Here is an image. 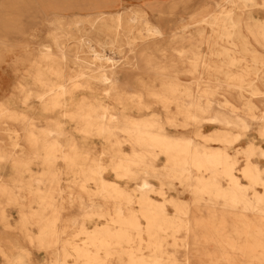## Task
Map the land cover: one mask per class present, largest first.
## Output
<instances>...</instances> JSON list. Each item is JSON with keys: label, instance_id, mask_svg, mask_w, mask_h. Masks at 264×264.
<instances>
[{"label": "bare ground", "instance_id": "6f19581e", "mask_svg": "<svg viewBox=\"0 0 264 264\" xmlns=\"http://www.w3.org/2000/svg\"><path fill=\"white\" fill-rule=\"evenodd\" d=\"M15 2L0 0L2 41L16 22ZM76 3L36 0L51 10L45 20L52 45L34 48L19 77L0 78V123L21 127H2L9 147L0 146V169L8 162L16 176L2 179L0 173V218L6 206H15L24 238L49 252V264H191L208 242L216 245L210 264H264V190L253 188H264V179L247 158L238 170L248 183L241 182L229 152L252 124L264 139V109L257 104H264V53L251 45V36L264 44V0L213 3L211 14V0ZM80 7L90 11L79 16L73 9ZM72 42L80 54H68ZM126 51L143 61L155 54V69L139 76L150 83L122 79L117 71L140 69L139 58ZM121 54L122 60L115 57ZM164 55L173 68L161 65ZM143 96L158 100L163 115H130L127 102L141 104ZM215 124L222 132L198 128ZM181 128H192L193 135L165 130ZM94 137L101 144L97 152L86 145ZM241 151L264 158L259 144L249 142ZM160 155L162 166L155 163ZM32 164L42 166L39 174H30ZM173 180L188 190L189 201L165 196ZM73 204L80 217L63 218ZM70 228V237H62ZM16 247L9 255L0 246L4 264H30L26 250Z\"/></svg>", "mask_w": 264, "mask_h": 264}, {"label": "rangeland", "instance_id": "374dc122", "mask_svg": "<svg viewBox=\"0 0 264 264\" xmlns=\"http://www.w3.org/2000/svg\"><path fill=\"white\" fill-rule=\"evenodd\" d=\"M57 1H62L63 3L66 2L70 4H77L76 2L78 0H57ZM14 2L17 5V9H16L17 13L15 16L16 22L11 25V28H12L11 31H8V30L5 31V34H4L5 40L2 41V39L0 38V78L8 74L10 76L9 77L10 80H13L14 77L17 78L21 74H23V67L28 66L31 63V60H33V58L36 56L35 55L36 52L34 48H36L39 44H46V45L51 44L52 45V39H53V36L51 35L52 30L50 28V24L49 23L47 24L45 20L47 14L40 12L41 8L38 6V4H36V0H14ZM211 2H212L211 6L208 8V14H211V12H216V7L213 5V3H220L224 7H227L229 5L228 0H211ZM74 11L78 13L79 16H81V15H84L86 12H89L90 10H85V8L80 7V9L78 10L74 9ZM64 13L67 14L69 12L67 10H64V12H62L61 14H64ZM261 15L263 16V14ZM242 16L243 17L245 16L244 13L242 14ZM63 38L64 37H62V39ZM251 41H252L251 45L255 49H257L260 53L261 52L264 53V44H259L255 42L252 39V36H251ZM11 44L15 46L12 47ZM69 47H70L69 48L70 50L67 51L69 55L80 54L77 48V45L75 43L73 42L70 43ZM201 47H203V45H201ZM106 50L107 49H104V51ZM126 54H128V56H136L137 58H139L137 65L140 67V69L135 70V71H133V69H128L125 71L122 70V72L121 70L117 71L122 76V79H124V77L126 79L129 78L128 80L130 82L132 81V82L142 84V85L147 82L150 83L149 78L145 77L141 79L139 78V76H146L147 73L152 71L150 70L151 68L155 69L153 68V66H150L151 57L155 56V54L154 53L150 54L151 56L149 57V61L148 60L143 61L137 53H132L131 51L130 52L126 51ZM133 54H136V55H133ZM115 57L122 60L124 56L121 54V55H116ZM125 57L127 56L125 55ZM159 59L161 60V65H165L167 67L173 68L172 65H170L171 64L170 56L164 55L163 58H159ZM159 59L154 58L156 62H159ZM154 60L152 59V61ZM1 83L2 81L0 80V84ZM35 86L36 85L29 86V87H31L30 89L34 91L37 89V87ZM132 89H145V88L134 87ZM0 94H2V91H0ZM232 94L235 95V92H233ZM8 95H13L17 97V94L13 93L12 91H10ZM233 95L229 94L228 96H230L232 101L238 103L236 99L237 97ZM216 97H219V96L216 95ZM142 99L143 100L141 104H139L136 99H132L129 102H127L128 103L127 111L129 112L130 115L145 116V115L152 114V113L160 114L161 116L163 115L164 111H163L161 103L158 100L151 98L150 96L148 97L143 96ZM31 102H32V105L36 106V109H38L37 101L31 100ZM257 104H258L259 109L261 110L264 109V104H262L261 102H257ZM54 115H55V112L50 113V116L53 117ZM70 124L71 123L68 122V125ZM4 125H7V126L9 125L18 130H21V127L17 125L15 121H12V120H5L4 122L0 123V146L8 148L9 139L7 135L5 134V131L2 129ZM198 128L199 130L205 133H211L214 131L222 132L221 125L219 124H215L213 127H198ZM249 128L250 129L245 133V135L237 142L236 144L237 146L229 150V152L233 154L235 161H237L235 165L236 169L234 172L237 176L240 177V180L243 183H248V181L246 178L242 177L238 169H240L242 166H245L247 164V161H246L247 158H249V160L252 163H256L258 165L259 176L264 179V158H261L256 153L246 157L241 151L242 149L247 147V144L249 142H252L254 144H259L262 147L264 146V139L262 140L258 136L256 129H255V125L252 124ZM165 130H167L168 132L174 135H180V134L193 135V131H194L192 128L165 129ZM74 136L77 137L78 139L81 138L79 135H74ZM200 142L204 143L202 140H200ZM20 143H23L22 139H20ZM205 143L206 145L210 144L208 142H205ZM86 145H88V147L92 146L96 152L100 151L101 149L100 141L96 139L95 137L92 139L91 138L86 139ZM121 148L126 151L130 149L127 145H123ZM163 160H164V157L160 155L159 158H157V160L155 161L156 165L162 166L164 164ZM41 169H42V166H40L39 164H32L31 170L29 172L30 174L36 175L41 172ZM29 172L22 173V175L25 176V179L29 176ZM0 173H1L2 179L16 176L14 174V171L11 169V167H9L8 162L4 163L3 168L0 169ZM104 177L110 180L113 179L112 174L109 171L104 172ZM61 178H62V175H61ZM63 178L65 179L64 175H63ZM62 179L59 181L61 185L66 183ZM150 180H152V182L156 185L159 184L158 180H155V179H150ZM173 181H174V186L172 188L166 187L165 196L173 195V196H176L180 200L189 201L192 196L190 195L188 190H186L184 187L179 185L177 180H173ZM122 182L125 183V181H122ZM222 182L225 183L224 180ZM133 185H134L133 182H127L128 187L131 188L133 187ZM90 188H95V187L93 184H90ZM253 188L258 192H263L264 190L263 186L260 184L253 185ZM250 191L251 190L249 189L248 193H250ZM151 196H153L157 200L162 199L160 196H157L153 193H151ZM84 201H87V199L85 198ZM24 202L27 203L28 200L25 199ZM191 208L192 210L195 209L194 206H191ZM16 210L17 209L15 206H6L5 208L6 217L4 219L0 218V246H1V249H3V251L6 252L7 254L11 255V254H16L17 251L20 250L16 246H20V247L22 246V248L26 250L28 263L30 264H49L50 256H51L49 252L43 248H36L35 246L30 245L24 238L22 230L19 229L20 218ZM166 210L172 211V207L170 205H167ZM81 212L82 210L77 208L76 204H73L72 206H69L68 209L65 210L61 215L63 218H70V216H76L77 218H79L81 215L80 214ZM102 220H99L98 222H102ZM92 223L93 221L87 222L86 225L90 227L92 226ZM28 228L32 233L37 232L35 227L29 226ZM71 229L72 228H70V230L67 229L66 232L62 234V237H70L71 235L70 233H72ZM79 239H81V236L77 237V240ZM191 239L192 238L190 237L189 240ZM10 243L15 244L16 246L13 245L12 247ZM204 246H205L204 247L205 251L201 253V255L197 253L196 254L193 253L196 256H193V255L191 256V259H190L192 261L191 264H210L207 256H208V253L216 254V245L215 243L208 242L204 244ZM2 253L3 252L0 251V264H4V256ZM230 254L233 255V253H230ZM235 254L239 255L240 253L235 252ZM68 262H71V259H68ZM220 264H225V263L221 262Z\"/></svg>", "mask_w": 264, "mask_h": 264}, {"label": "crops", "instance_id": "0c3cea01", "mask_svg": "<svg viewBox=\"0 0 264 264\" xmlns=\"http://www.w3.org/2000/svg\"><path fill=\"white\" fill-rule=\"evenodd\" d=\"M39 7H40V6H39ZM40 8H41V10H40L41 13H46L47 15L50 14V11H51V10H48V11H47V10L43 9L42 7H40ZM76 10H78V9H76ZM73 11H74V9H73Z\"/></svg>", "mask_w": 264, "mask_h": 264}]
</instances>
